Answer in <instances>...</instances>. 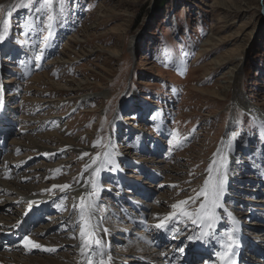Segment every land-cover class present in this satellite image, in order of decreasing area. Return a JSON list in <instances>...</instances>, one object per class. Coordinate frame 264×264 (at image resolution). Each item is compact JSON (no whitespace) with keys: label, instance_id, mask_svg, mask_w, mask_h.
Masks as SVG:
<instances>
[{"label":"rangeland","instance_id":"374dc122","mask_svg":"<svg viewBox=\"0 0 264 264\" xmlns=\"http://www.w3.org/2000/svg\"><path fill=\"white\" fill-rule=\"evenodd\" d=\"M4 21L0 180L24 189L0 193V226L26 218L25 235L43 246L25 253L1 235L0 254L77 263L79 196L53 186H76L108 153L118 170L94 173L104 257L144 264L159 252L204 264L185 252L203 244L190 243L189 218L171 224L168 240L153 214L195 197L222 153L220 224L200 232L214 239L235 221L239 264H264V0H0V30ZM28 187L51 206L28 211Z\"/></svg>","mask_w":264,"mask_h":264},{"label":"bare ground","instance_id":"6f19581e","mask_svg":"<svg viewBox=\"0 0 264 264\" xmlns=\"http://www.w3.org/2000/svg\"><path fill=\"white\" fill-rule=\"evenodd\" d=\"M0 136L3 137V135L1 133H0ZM0 140H1V137H0ZM2 140H3V138H2ZM0 144H1V142H0ZM229 153H227V154L229 155ZM222 156L226 157L225 154L221 153L219 158H221ZM218 168H220V167H218ZM215 172H216V170H215ZM94 176H95V174L93 172H90L89 170L84 171L83 175L81 176V180L79 181V183L76 186L68 187L67 189H63V190L68 191L71 194L79 196L77 198V202L76 201L74 202L75 205L78 207V210H79V215L77 216V223H80L81 228H84L86 232L93 233L91 238L88 240V243L93 248H96L95 241L94 240L91 241V239L94 236L96 237V240H99L100 243H101V247L100 248H96L95 257L90 256V257L87 258L86 256L90 255L89 254V250H88V248H83L82 247L84 245L85 241L81 239V235L79 234L78 241H77V244H76L77 246H75L76 247V253L79 254V259H78L77 263H74V264H87V261L89 259H94L96 261V264H98V261L100 259V253L104 251L103 247H104V244H105V240H104V236L102 235L103 230L101 228V224H100L101 222H99L97 220V217H96V211L92 214V218L90 220L88 219L87 214L82 219L81 215H80V208H79L80 197L81 196H84L86 200L87 199H93L94 200V198H95L96 193H95V190L93 188V183H92V181L95 179ZM7 184L8 183L2 182L0 180V193L1 192H11L12 190H15L16 193H19L18 191L24 189L23 185H20L19 183H16V182L10 183L13 187H10V186L7 187ZM56 186H60V185H56ZM18 188H19V190H17ZM55 188L60 190L59 187H55ZM25 193H27V196H25V197H28V194H30V197H29L30 198V203L34 204L36 207H38L40 209L43 208V207L51 206V204H52V200H48L47 199L45 201H40L39 199H37L36 194H33L34 191H32V188H30V187H28V190H26ZM90 193L93 194V195L89 196ZM202 199L203 198L201 197V200ZM145 215H142V216H145ZM153 215H154V217L163 218L164 216H166L168 214H162V213L161 214H155L154 213ZM151 216L149 217L150 218V222H147L145 224L146 220H141L140 224H142L144 227L145 226H149V223H152ZM74 219H76V218H74ZM25 221H26V218L23 219L21 221L22 223L20 222V224L18 226H9V227L8 226H0V236L1 235H5V236L14 235V236L17 237V236L20 235V233L29 231L31 228L29 229V227L26 225V223H24ZM157 222H158V220H156V222L153 221L154 224L157 223ZM173 223H176V222L170 223V225H169L170 228H171V224H173ZM218 224H220V220H218L217 223L213 225V227H216ZM86 225H87V227H86ZM195 225H196L197 232L193 236H195L197 238L195 240H191L190 243L194 244L197 240H202L203 244H202L201 247L198 246V251H200V253H202L203 255L208 256V262H206L204 264H236V259H237V257H239L238 249H235V252H233L231 250L232 248L228 247L230 242L228 240L227 233L229 231H231L230 227L229 228L227 227L225 229V231L222 232V234L216 232L215 234H216L217 237L213 239L212 237L211 238H206L202 234V232H200V231H202V229H205L207 227H201V226H198L197 224H195ZM236 229H237V231H235L233 233V235L235 237H237L238 240H239V228H236ZM157 231L160 232L161 236L163 238H165V239L171 238V235H173L171 231L163 232V231L158 230V229H157ZM29 239L32 240L33 242H35L36 244H39L40 246L43 244L42 242H39V241L35 240L34 238H29ZM48 240H50V239H48ZM149 240H150V238L148 236H146L145 237V241H143V242L146 243V242H149ZM61 242H64V240H61ZM175 242H176L175 244L177 245V243H178L177 239H176ZM127 246H128V249H129V251H128L129 254H132L131 250L134 247L132 245H128V244H127ZM192 247H194V245H192ZM236 248H237V246H236ZM20 249H22L25 253L26 252L29 253L30 251H32L34 249H38V248H26L24 246V243H23L21 245ZM137 249H139L138 251H141V252L142 251H146V248L140 249L139 247H137ZM190 250L191 249L187 248L185 250V252L188 255H190V253H191ZM41 251H46V250H41ZM225 252L229 253L227 258L225 256H223V257L221 256V253H225ZM152 254L153 255H150V256H148L145 259V263L144 264H188V258L184 259L183 256H179V255H176V254H173V253L164 255V254H161L159 252H155V253H152ZM15 256H18V254H16ZM7 257L8 256H3L2 254H0V264H14L13 263L14 261L9 262ZM10 258L15 259L13 256H11ZM103 258L105 260H107L106 257H103ZM224 258H226V259L222 263V260ZM65 259L70 261L69 258H67V256H65ZM28 261H29V264H44L43 262L41 263L42 260H38L39 262H36V261L32 260L31 258H28ZM46 262H47V264H60V262H58L57 259H50V258L48 259V258H46ZM115 263H116V261L111 259V264H115ZM22 264H24V263H22ZM25 264H28V262L25 263Z\"/></svg>","mask_w":264,"mask_h":264},{"label":"snow or ice","instance_id":"6c2138e0","mask_svg":"<svg viewBox=\"0 0 264 264\" xmlns=\"http://www.w3.org/2000/svg\"><path fill=\"white\" fill-rule=\"evenodd\" d=\"M10 31V22L9 21H4V27L2 30H0V42H3L5 40V35L4 33H7ZM162 66H167V65H162ZM264 126V125H262ZM237 133L234 131L231 134V137L234 139L236 137ZM87 155V153H85ZM106 159L100 162V165H98L94 169V173H99L103 168H106L108 171H114L118 170V165L115 164V162L111 161L108 157L109 154L105 153ZM99 159L97 157L92 161L93 164H96V160ZM227 159V157L222 156L221 157V167L216 169V175L215 176H209L207 179H205L203 186L201 189L197 192L195 197H190L189 200H191L192 203H196V201H200L198 208L196 209V212H190L186 210L185 206L189 203V200H183L179 201L175 204H173L171 207L173 209V212L164 216L163 218L160 217H155L154 219H157L158 222L155 223L153 226L161 230L163 232H169L172 231L170 228V223L172 222H177L181 216L187 217L191 220L193 224H197L198 226L201 227H207L211 229L214 224L217 223L219 220V217L217 216L216 209L220 208L222 205V197L224 196L225 193V186H226V180H227V165L224 163V161ZM88 165L85 166V171L88 169ZM213 167L215 165L210 166L209 172L213 170ZM93 183V188H95V180L92 181ZM59 187L61 190L67 189L69 185H60V186H53ZM93 194H89L91 196ZM201 197L203 198L201 200ZM32 204H29V209L28 211L31 210ZM74 207H76L74 205ZM98 205L95 200L93 199H85L84 196L80 197V215L81 218L83 219L85 215L87 214L88 219L90 220L92 218V214L96 211ZM28 211L25 212V216L28 215ZM22 223V222H21ZM234 227L231 231L227 233V237L229 240V248H234L239 245V240L237 237L233 235L235 231H237L235 224L236 222L233 221ZM87 227V225H86ZM105 234H109L108 230L105 229ZM81 239L85 241L84 245L82 246L83 248H88L89 254L92 257H95L96 254V248L101 247V243L99 240L95 241L96 248H93L89 243L88 240L91 238L93 233L91 232H86L84 228H81ZM174 238V237H173ZM197 237L195 236H190V240H195ZM24 246L26 248H40L41 246L39 244H36L32 240L29 239L27 235L23 238ZM47 251H54V249H45ZM178 251L183 253L184 249L179 248ZM234 254V253H233ZM229 253H221V256H227ZM104 253H100V259L98 261V264H111V256L109 255L107 260L104 258ZM87 264H96V261L94 259H89L87 261Z\"/></svg>","mask_w":264,"mask_h":264}]
</instances>
